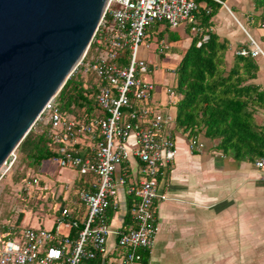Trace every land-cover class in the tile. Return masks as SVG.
Listing matches in <instances>:
<instances>
[{"label":"built area","instance_id":"built-area-1","mask_svg":"<svg viewBox=\"0 0 264 264\" xmlns=\"http://www.w3.org/2000/svg\"><path fill=\"white\" fill-rule=\"evenodd\" d=\"M207 1L226 8L224 0ZM199 8L195 0H107L92 39L95 54L83 62L86 52L78 64L83 73L92 72L100 80L95 102L105 116L85 123L60 112L55 98L45 104L35 124L49 127V138L58 146L54 162L73 171L76 179L61 188L63 202L51 229L15 231L2 226L0 264H148L144 255L150 253L158 230L156 204L168 199L163 175L174 162L177 147L170 132L171 118L155 100L156 86L145 79L151 72L142 57L148 45L141 51L140 45L147 28L160 22L170 28L184 24L197 33ZM247 37L248 44L236 54L264 61V46ZM167 49L161 43L154 51L163 54ZM165 95L172 98L174 92L168 88ZM76 146L86 155L79 154ZM203 147L197 137L189 140L191 153ZM131 160L138 163L135 171ZM15 161L12 152L0 169V180ZM255 164L264 170L262 160ZM22 182L21 190L28 191L38 179ZM128 199L132 225L112 227L108 212L117 213L125 206L127 214ZM62 227L67 229L65 235Z\"/></svg>","mask_w":264,"mask_h":264},{"label":"crops","instance_id":"crops-1","mask_svg":"<svg viewBox=\"0 0 264 264\" xmlns=\"http://www.w3.org/2000/svg\"><path fill=\"white\" fill-rule=\"evenodd\" d=\"M224 1L229 2L230 8L243 16L256 39L229 10L228 14L232 16L245 36L247 37L248 34L261 43L264 29L251 28L248 18L242 13L244 9L251 8L252 2ZM215 10L210 30L229 41V52L225 60L227 61V58L232 60L233 54L247 45L248 37L247 40H237L236 31H231L228 27L230 20L227 18V4L226 8L220 6ZM176 36L180 40L177 33ZM162 42L163 40L158 44ZM167 50L163 54L155 51L154 53L163 60ZM144 55L143 53V58ZM148 65L152 71L151 65L149 63ZM255 83L264 86L263 61ZM165 96L163 91L154 94L159 109L170 116V107L177 99L174 96L176 99L174 102V99L167 96L166 99ZM170 132L177 147V156L163 175L166 182L163 192L168 199L156 204L158 230L146 259L148 264H264L263 169L256 167L252 162L233 161L214 148L217 141L202 138L209 140V143L205 144L200 136L197 139L204 145L203 149L191 153L188 149L190 139L180 131L170 129ZM55 165L58 167L53 159L43 162L39 173L32 176L38 179V183L31 188L41 191L43 181L47 187L51 183L47 178L52 176ZM130 167L135 171L138 167L137 161L131 160ZM64 170L67 169H63V172ZM67 171L74 174L71 170ZM40 173H44V177L40 176ZM21 192L27 195V191ZM28 195H31V192H28ZM62 197L60 192L58 199L62 201ZM121 212L122 210L117 213L110 211L108 220L112 227L129 226V223L124 224ZM113 241L110 240V248L113 246Z\"/></svg>","mask_w":264,"mask_h":264},{"label":"trees","instance_id":"trees-1","mask_svg":"<svg viewBox=\"0 0 264 264\" xmlns=\"http://www.w3.org/2000/svg\"><path fill=\"white\" fill-rule=\"evenodd\" d=\"M195 1L200 6L197 14L199 30L192 34L186 28L191 35V43L175 70L176 84L171 89L177 99L174 103L176 113L170 128L182 132L189 139L202 134L206 139L217 141L214 148L235 162H264V123L258 124L255 118L256 112H264V86L255 83L260 71L258 60H263L234 53L232 63L228 66L225 59L229 52V41L210 30L215 8L220 5L207 0ZM250 1L252 13L247 17L249 25L254 29H264V0ZM207 8L210 9L208 14ZM159 25H163L164 29L158 32L156 41L161 42L165 36L174 41L179 40L177 36L165 34L171 28L164 22L156 23L153 27ZM261 40L264 43V37ZM95 51L96 46L91 42L83 62H87ZM122 55L126 59V52ZM78 68L83 79L75 73ZM76 69L55 97L57 108L74 120L85 123H90L94 118H103L105 113L95 102L100 80L92 72L84 74L81 66ZM85 76L87 78L84 80ZM43 128L38 127V124L35 128L33 126L16 148L19 158L27 162L28 168H34L36 174L43 162L51 161L59 155L58 146L49 138V127L44 125ZM75 148L79 154L86 155L85 149L79 146ZM20 178L22 181L32 179L28 175ZM50 200L45 203L49 204ZM66 204L75 210L68 201ZM130 205L128 199L127 214L124 217L126 225H132L129 218ZM22 217L21 214L19 223ZM74 232L72 230L73 236ZM144 257L147 259L148 254Z\"/></svg>","mask_w":264,"mask_h":264},{"label":"water","instance_id":"water-1","mask_svg":"<svg viewBox=\"0 0 264 264\" xmlns=\"http://www.w3.org/2000/svg\"><path fill=\"white\" fill-rule=\"evenodd\" d=\"M106 3L0 0V169L77 68Z\"/></svg>","mask_w":264,"mask_h":264},{"label":"rangeland","instance_id":"rangeland-1","mask_svg":"<svg viewBox=\"0 0 264 264\" xmlns=\"http://www.w3.org/2000/svg\"><path fill=\"white\" fill-rule=\"evenodd\" d=\"M226 4L229 10L233 12V15L240 21L242 26L252 35L253 38L256 39L249 26L245 23V19L243 18V16L232 10L229 6V2H227ZM251 10L252 6L250 9H244L242 13L247 18L249 17V14L252 13ZM227 18H229L230 20V24L228 27L231 31H236L237 33V40H247V37L237 26L232 16L228 14V11ZM163 29V25L147 28L146 35L148 36V38L143 39L140 45V51L142 50L143 45L147 44L149 46V49L145 51L144 56L146 61L151 65L152 71L145 76V79L155 84L156 92H165L168 88H172L175 86L176 76L174 71L176 69V65L178 63V60L184 53V50L189 45L191 39V35L188 31H186L184 24H181L177 28H171V30L165 31L166 35L171 36H176L177 33L180 36V40L174 41L171 38L169 39V36L164 37L162 43L168 45L169 49L166 51L165 57L162 60L154 53V50L159 46L158 41H156V35ZM255 29L258 30L257 28ZM229 60L231 59L227 58L226 62H228V66H230L232 63V61ZM258 61L261 65L262 61ZM75 73L76 75H80V78H82V72L80 71V68L76 69ZM86 78L87 76L84 77V80ZM172 100L175 102L176 99L172 97ZM161 112L164 113L163 110H161ZM169 113L171 124H173L174 116L176 113L175 105H172L170 107ZM255 118L258 124L264 123V112H256ZM37 124L38 127L44 129L43 123L37 122L36 125ZM36 125H34V128L36 127ZM200 137L203 143H209V140L202 139L204 138L202 134L200 135ZM14 152L17 156V159L12 169L8 173H6L0 180V233L1 227L3 225H9L10 227H13L15 231L22 229H51L55 223L56 212H58L62 206V201L58 199L60 190L65 184H71L74 179H76V175L67 170H64L63 172L62 168H59L55 165L52 176H49V178L46 177L51 181V183H49L46 187V183L43 181L40 187L41 191L34 189L33 187H29V189H31H28L26 195L23 192H20V185L24 184L20 177H26V175H28V177L31 178L33 175H37L36 170L34 168H28L27 162L22 161L19 158L18 152L16 150ZM262 171L264 172V170ZM40 176L44 177V173H40ZM28 192H31V195H28ZM48 197L51 199L49 201V204L45 203V201L48 202ZM20 214H22L23 217L22 221L19 223L17 218H19L18 216ZM81 214L82 213H80L79 217H81ZM66 232L67 229H64L62 227L61 233L65 235Z\"/></svg>","mask_w":264,"mask_h":264}]
</instances>
